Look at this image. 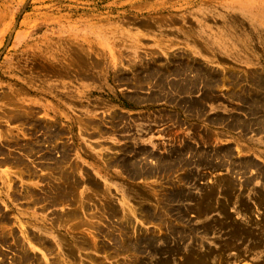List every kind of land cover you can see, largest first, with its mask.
<instances>
[{
  "label": "rangeland",
  "instance_id": "rangeland-1",
  "mask_svg": "<svg viewBox=\"0 0 264 264\" xmlns=\"http://www.w3.org/2000/svg\"><path fill=\"white\" fill-rule=\"evenodd\" d=\"M4 214L0 264H264V0H0Z\"/></svg>",
  "mask_w": 264,
  "mask_h": 264
},
{
  "label": "bare ground",
  "instance_id": "bare-ground-1",
  "mask_svg": "<svg viewBox=\"0 0 264 264\" xmlns=\"http://www.w3.org/2000/svg\"><path fill=\"white\" fill-rule=\"evenodd\" d=\"M24 150L27 152V153H31L33 152L34 150H36V146L35 145H28L26 148H24ZM67 159H68V155H64V161L61 160V161H58L57 163L55 162L54 165H53V169H56V168H59V180L60 183L59 184H54L51 185V187L48 188L47 191H44V193H42L41 195H39L38 193L37 194V199L35 201L37 202H43V201H46V207H51V206H54L56 204H64V203H67L68 205H70L71 203L75 202L77 204H79L82 208V210H87L88 209V206L86 205V200L82 197V195H80V198L77 199V188H78V183L77 181L75 180L74 178V175H73V171L71 170H61L63 169V163L64 162H67ZM8 161V160H7ZM10 162H14V163H20L22 164L23 163V158L22 157H15L13 158V161H10ZM31 174H34L33 172ZM57 180V178H55ZM62 179H63V184L61 183L62 182ZM11 186V185H10ZM32 189H29L27 190V193L26 195H30L32 194L31 193ZM245 208H248V206H246L245 204L242 206V211L246 209ZM250 208H252L251 206L248 208V210H251ZM109 212L110 213H117V209L115 208V206L113 205H110L109 206ZM203 209L200 208L199 210L201 211ZM210 208H205L204 210H208L209 211ZM199 213L202 214L203 213H206L205 211H201ZM221 211L222 212H225L227 214V216H230L231 220H234L235 223H237L238 227H245L243 225V223H241L240 221H237L236 219H234V217H232L229 213V211H223L222 208H221ZM66 214V216H64ZM65 214L61 215L60 217H57V220L59 222H70L72 220L75 221L76 218H79V210L76 208V209H73L72 211H66ZM6 223L7 224V215L4 214L3 216L0 217V223ZM81 223H87V221L85 220H82L80 221L79 223H76L73 227L76 228L78 227V225H80ZM35 228H38V226L36 225H33ZM70 226V225H68ZM239 227V228H240ZM246 228V227H245ZM240 231L242 233H247L248 231L246 229L244 230H241ZM31 232V231H30ZM29 232V229L28 227H25V223H22L21 224V234L22 236L20 237H17L16 234L14 233L13 234V237L15 239V242L18 244L19 246V250L18 252L20 253L19 257H20V261H19V264H35L37 263V260H36V257L34 255L31 254V252L29 251V249L27 248V240H32L34 243H36L37 245H39L41 248H43L45 251H47L49 254L53 255V254H56L55 253V248H53V245L52 243L47 240V239H44V233L43 234H40V235H37V234H34L32 235V232L30 233ZM21 238H23L21 240ZM27 239V240H26ZM119 239H117L118 241ZM83 244L87 245L88 246V241L87 239H85L84 241H82ZM66 246V251H67V254L69 257H74L76 252L74 251L73 247L71 245H69L68 243L65 244ZM134 246V244H132V247ZM206 256H211V254H203V257H197L195 258V262L196 264H208L206 262Z\"/></svg>",
  "mask_w": 264,
  "mask_h": 264
}]
</instances>
